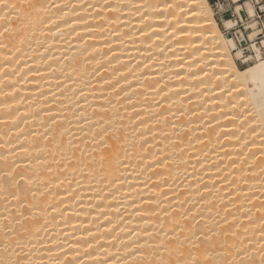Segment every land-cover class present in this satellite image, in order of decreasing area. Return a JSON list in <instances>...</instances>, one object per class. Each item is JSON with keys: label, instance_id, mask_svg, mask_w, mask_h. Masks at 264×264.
<instances>
[{"label": "bare ground", "instance_id": "1", "mask_svg": "<svg viewBox=\"0 0 264 264\" xmlns=\"http://www.w3.org/2000/svg\"><path fill=\"white\" fill-rule=\"evenodd\" d=\"M234 1L256 24L252 40L261 37L255 7ZM8 2L17 8L0 20L10 29L0 36V259L97 264L90 252L100 264H205L194 235L203 231L233 245L210 254L222 264L264 243L255 44L254 62L239 68L245 51L200 0ZM245 109L253 122L242 123ZM32 225L39 231L21 237ZM6 237L20 241L19 255L4 251Z\"/></svg>", "mask_w": 264, "mask_h": 264}, {"label": "snow or ice", "instance_id": "2", "mask_svg": "<svg viewBox=\"0 0 264 264\" xmlns=\"http://www.w3.org/2000/svg\"><path fill=\"white\" fill-rule=\"evenodd\" d=\"M195 2V0H194ZM261 3H264V0H261ZM40 7V5L36 2H33L28 5V8L30 9H36ZM111 7V6H109ZM169 8L172 7L171 4L168 5ZM181 9L183 10V5H180ZM198 8L201 9V14L205 15V18L209 20L210 22V17H209V12L210 8L208 4L205 2V0H200L199 4L197 5ZM17 8L16 4H10L8 0H0V12L4 13L3 15H0V20H9L11 18L12 13L7 11L8 9L15 10ZM192 15H196L197 12L195 9L191 10ZM10 31L8 26H5L3 28V31L0 32V36L4 35V33H8ZM259 59L261 61H264V53H261ZM260 67L264 69V63H261ZM231 94V93H229ZM242 96V94H241ZM240 97H238L239 99ZM233 107L235 108L236 105L234 104ZM240 108H245V103L240 104ZM259 116V121H260V126L262 129L261 134L264 135V107L261 108L260 112L258 113ZM251 117L252 121L248 122H253L255 120V117L253 116V113L251 111H248L245 109V114L244 117L242 118V123L245 122L246 118ZM228 119H231L232 117H227ZM3 120H0V123H3ZM211 126V125H209ZM255 132V129H253V133ZM261 155H264V152L261 153ZM103 159V158H102ZM262 164H264V161H261ZM18 167V165H16ZM261 172H264V167L261 168ZM5 176L8 175V173H4ZM15 183V181H13ZM4 189H0L2 191ZM17 191H19V186L17 185ZM32 195H35V193H32ZM12 196L14 199H19L18 196H16L15 193H12ZM5 200H7V197H4ZM24 205L22 204L21 207ZM29 219H34V217L31 216H25V220ZM251 219V218H249ZM16 223H21V221L17 220ZM197 224H199V220L196 221ZM8 231H12L11 229H8ZM34 231L38 232L39 228H37L35 225H32L31 227H24L20 233V236L23 237L25 233H33ZM183 231V229H181ZM195 235L196 240L202 241L206 247L204 249L203 255L205 256V264H221V262H217L216 260H210L209 256L210 254L214 253L215 255H221V252L216 251L217 248H231L233 245L231 244H220L216 241H213L212 236L207 235L203 231L199 235ZM225 236L228 235L227 232L224 233ZM260 235L261 238L264 239V215L260 217ZM8 239L6 237L5 242H4V251L10 253L11 255H19V253L16 252V248L21 247L20 241L17 240L15 242V245L12 246L8 243ZM31 239V235H29V240ZM185 239H188L185 237ZM189 243H192L191 240H189ZM194 247H199V245H193ZM93 247L92 243L89 242L87 245L88 249H91ZM159 249H162L163 251H168V249L165 247L163 243L157 245ZM183 248V241H180L178 246H177V251L180 252L181 249ZM99 251H104L103 246L100 247ZM255 251L256 255H253V252ZM182 254V252H181ZM86 255L89 256L90 258L94 259L97 261V264H100V258L98 256H93L90 252H86ZM132 255H136V253H132ZM172 253L169 251V256H171ZM191 255V253H190ZM235 259L231 261H223L222 264H264V243H261L258 249H251V248H240L237 249V251L234 253ZM258 257V259H257ZM0 264H30V262H26L24 259L20 258L15 261L11 259H0ZM55 264H62L61 260L59 258L56 259ZM71 264H84L82 260H74L71 262ZM103 264H111V261H104ZM160 264H173V261L171 259L164 260L163 257H161ZM175 264H200V261L196 259L195 256H193V259L191 261H183L181 262L180 260H177Z\"/></svg>", "mask_w": 264, "mask_h": 264}, {"label": "built area", "instance_id": "3", "mask_svg": "<svg viewBox=\"0 0 264 264\" xmlns=\"http://www.w3.org/2000/svg\"><path fill=\"white\" fill-rule=\"evenodd\" d=\"M249 1L254 7H255V16L254 19L257 21L260 20V14L264 13V11H261L259 6L257 5V1L256 0H247ZM261 3V2H260ZM236 4H239L240 6H243V1H238L235 2L234 0H213L212 1V6H214L215 8L219 7L221 8V6L225 5L227 6V9L225 10V14L229 13V19L231 20L233 19L234 22V26L232 27L231 30L226 31L224 30V32H230L232 37L230 39H232L237 48L241 47L242 45H246L247 41H250L249 39V35H248V31L251 32V30L249 29V22H248V18L249 16L245 13L244 9H242L240 7V11L239 13L241 14V18L235 13V8L233 7V9L231 8V6H234ZM262 5H264V3H262ZM226 15V16H228ZM250 19V18H249ZM232 21V20H231ZM261 37H264V25L261 26ZM257 39V38H255ZM254 44H256L258 47L260 46V41L255 42ZM263 53V52H261Z\"/></svg>", "mask_w": 264, "mask_h": 264}, {"label": "rangeland", "instance_id": "4", "mask_svg": "<svg viewBox=\"0 0 264 264\" xmlns=\"http://www.w3.org/2000/svg\"><path fill=\"white\" fill-rule=\"evenodd\" d=\"M208 3H209V5H210V10H211V14H212V16H213V18H214V20H216V22L218 23V27H219V29H220V31L222 32V35L224 36V37H227V38H231L232 36H231V33L230 32H224V29H223V27H222V21L223 20H228L229 19V13H227V14H225V10L227 9V6H225V5H223V6H221V8H215L214 6H212V1L213 0H206ZM256 1H261V0H256ZM262 4V3H261ZM238 5L236 4V5H234V6H231V8L233 9V7H236L235 8V13L241 18V14L239 13V11H240V9L237 7ZM238 8V9H237ZM226 15H228V16H226ZM232 20V21H231ZM230 21L232 22V24H233V26H234V22H233V19H231ZM248 24H249V29L251 30V28H253V27H255L256 26V24H255V22H254V20L253 21H251V19H249L248 18ZM264 25V13H262V14H260V20L258 21V23H257V26L259 27V28H261V26H263ZM255 32H253V31ZM251 30V32H249L248 31V35H250L249 36V39H250V41H247V44L246 45H242L241 47H238L239 48V50H241V51H245V54H244V57H245V59H247V62H245V63H243V61L241 60V59H234L235 60V62H236V64H237V66L239 67V68H245V67H247L248 65H250V64H252L253 62H254V53H253V51H252V53L249 51V47L251 46V44H254L255 42H257V44H258V42L260 41L261 42V37H258L257 39H254V40H252V37L254 36V35H257L258 33V31H256V29L255 28H253ZM255 47H256V49L254 50V51H258L259 53H261L262 52V49H261V47L259 46H257L256 44H255ZM242 61V62H241Z\"/></svg>", "mask_w": 264, "mask_h": 264}]
</instances>
